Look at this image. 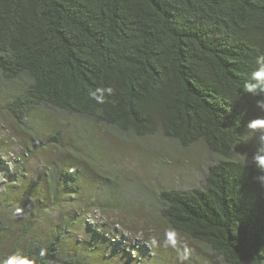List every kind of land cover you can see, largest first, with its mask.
I'll use <instances>...</instances> for the list:
<instances>
[{"label": "trees", "instance_id": "16d2710c", "mask_svg": "<svg viewBox=\"0 0 264 264\" xmlns=\"http://www.w3.org/2000/svg\"><path fill=\"white\" fill-rule=\"evenodd\" d=\"M261 55L264 0H0V101L33 147L65 155L44 177L71 191L68 198L86 195L91 211L106 210L121 204L92 202L102 189L93 179L118 175L91 157L106 156L96 127L135 139L160 135L183 151L203 144L213 158L205 183L161 191L153 203L171 230L205 245L222 264H264V187L254 179L264 173L253 159L264 141L249 161L236 158L247 109L264 118V104H257L264 93L245 87ZM108 88L103 103L90 95ZM53 113L87 125L67 131L74 138L66 145ZM15 167H0V207L19 196L49 211L57 196L46 197L26 174L27 188L17 193ZM9 222L0 216V247ZM64 234L30 238L24 256L35 264H86L84 255L67 251ZM105 236L99 239L106 249Z\"/></svg>", "mask_w": 264, "mask_h": 264}, {"label": "rangeland", "instance_id": "374dc122", "mask_svg": "<svg viewBox=\"0 0 264 264\" xmlns=\"http://www.w3.org/2000/svg\"><path fill=\"white\" fill-rule=\"evenodd\" d=\"M0 94L4 95L1 91ZM256 119L264 121L257 110L247 109L248 128L244 143L237 148L238 160L249 161L264 136V127H249L250 122ZM51 121L56 126L55 130H65L66 145L68 139L74 138L67 131L80 124L87 125L80 118L63 117L58 113H53ZM44 132L48 135L51 131ZM94 132L106 156L101 160L95 152L91 157L98 164L108 165L118 176L108 181L98 177L96 181L93 179L94 184L98 183L102 189L91 200L121 204L95 212L87 207L86 195L68 198L71 191L63 192L55 179L44 177L65 155L54 147L46 150L37 145L33 147L29 135L20 130L7 114L1 98L0 167H7L8 162L18 166L15 173L21 179L16 184L17 193L27 188L26 174L36 184L37 190L48 194L46 197H57L49 211L45 204L38 205V199L22 202L17 198L19 196L12 197L7 205L4 203V207H0V216L6 215L11 223L10 234L0 247V264L12 255L24 256V247L30 238L47 240L59 230L65 231L62 242L67 251L84 255L86 264H222L212 259L205 245L171 230L159 218L153 203L161 191L185 190L205 183L206 164L213 161L206 147L197 144L189 151H183L176 143L160 135L135 139L97 127ZM64 170L66 175L73 173L65 163ZM85 173L93 174L91 170ZM17 209L21 211L17 212ZM86 213L90 214L88 220L84 219ZM75 217L78 220L72 223ZM101 233L106 234L103 237L108 242L106 249L99 239ZM109 236L113 241L121 239L123 242L116 241L117 246H114Z\"/></svg>", "mask_w": 264, "mask_h": 264}, {"label": "clouds", "instance_id": "9594fccd", "mask_svg": "<svg viewBox=\"0 0 264 264\" xmlns=\"http://www.w3.org/2000/svg\"><path fill=\"white\" fill-rule=\"evenodd\" d=\"M245 87L247 88L248 93L252 95H259L264 93V55H261L257 58V68L251 74L250 82L246 83ZM112 92L111 88L108 89H97L90 93L93 99L97 100L98 103H103V96L105 93L110 95ZM257 104H264V101L257 100ZM250 128L264 127V121L256 119L249 124ZM264 141V137L261 138ZM264 151V149H258L257 153L254 154L253 159L257 164L258 168L264 173V155H260L259 152ZM257 181L261 183V186L264 187V174L258 175L255 177ZM20 209H17V212H20ZM41 256L44 255L43 250L40 253ZM3 264H35V261L25 257L23 255H12Z\"/></svg>", "mask_w": 264, "mask_h": 264}]
</instances>
